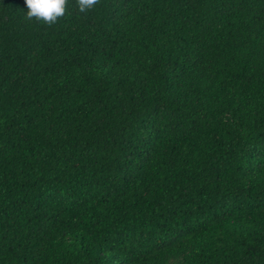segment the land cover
<instances>
[{"label": "trees", "instance_id": "16d2710c", "mask_svg": "<svg viewBox=\"0 0 264 264\" xmlns=\"http://www.w3.org/2000/svg\"><path fill=\"white\" fill-rule=\"evenodd\" d=\"M0 0V264H264V0Z\"/></svg>", "mask_w": 264, "mask_h": 264}, {"label": "clouds", "instance_id": "9594fccd", "mask_svg": "<svg viewBox=\"0 0 264 264\" xmlns=\"http://www.w3.org/2000/svg\"><path fill=\"white\" fill-rule=\"evenodd\" d=\"M99 0H76L78 11L85 13L97 5ZM27 20H35L52 26L65 16L68 0H24Z\"/></svg>", "mask_w": 264, "mask_h": 264}]
</instances>
